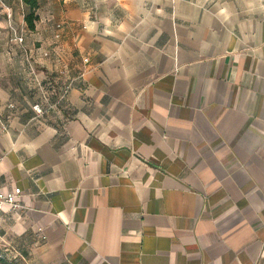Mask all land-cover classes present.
I'll use <instances>...</instances> for the list:
<instances>
[{
	"label": "crops",
	"instance_id": "0c3cea01",
	"mask_svg": "<svg viewBox=\"0 0 264 264\" xmlns=\"http://www.w3.org/2000/svg\"><path fill=\"white\" fill-rule=\"evenodd\" d=\"M58 1L25 52L0 41V182L25 207L0 239L28 264H264V0Z\"/></svg>",
	"mask_w": 264,
	"mask_h": 264
},
{
	"label": "rangeland",
	"instance_id": "374dc122",
	"mask_svg": "<svg viewBox=\"0 0 264 264\" xmlns=\"http://www.w3.org/2000/svg\"><path fill=\"white\" fill-rule=\"evenodd\" d=\"M51 1L48 2L47 0H40V8H39L38 13H37L39 16V20H40L42 8L46 7L47 5H50ZM59 3H61V5H64V0H61L60 2L58 1V4ZM18 5L19 6L21 5L20 0H0V41H2L4 38L11 39V37H12V39H13V38L18 37V39H21V42L19 41L20 49L23 52H25L27 50V48L25 47L26 39L30 42V41H34V39L35 38L37 39L38 37H37L36 32L30 31L28 29L26 23H25V26L24 25L18 26V25H16L17 20H15V18L12 17L13 21L11 22V18L8 17V15L4 12L5 8L16 7ZM23 10H24V21H25V16H26L28 10L25 6H24ZM37 24H38V22L36 23V25ZM48 36H50V35H48ZM39 37H40V35H39ZM33 44L36 45V47H39L41 45V42L35 41ZM15 50L17 51L16 48H15ZM25 63L29 67V73L31 75V79H32L33 83H35V84L46 83V84H49V85H47L49 88H51V86H53V84H51L52 83L51 79L47 80L48 78H46L45 80H39L36 78L38 65H37V63H35V61L33 59H28V60H26ZM15 78H16V81H18V83H19L20 75H18ZM60 94L61 93H59V95H58L59 97H60ZM7 105L8 104H6V102H0V121H1L0 125L1 126L3 125L2 117L3 116L5 117L6 110L8 109V108H6ZM18 112H20V108H18ZM9 244L10 243L5 242L3 239H0V264H28L30 259L27 257L25 252L21 251L19 249V247L15 248V247H12L11 245L9 246Z\"/></svg>",
	"mask_w": 264,
	"mask_h": 264
},
{
	"label": "built area",
	"instance_id": "2783aa9c",
	"mask_svg": "<svg viewBox=\"0 0 264 264\" xmlns=\"http://www.w3.org/2000/svg\"><path fill=\"white\" fill-rule=\"evenodd\" d=\"M51 92H55L54 88H51ZM69 92V88L66 87L63 92H61L58 104L64 102L66 96ZM50 94L46 91H42L41 93V103L35 104L32 109L36 113L37 116H43L51 110L55 109V105L50 101ZM57 94V90H56ZM23 192L20 188H16L13 190H6L5 186L2 182H0V212H19L23 210L24 204L22 202Z\"/></svg>",
	"mask_w": 264,
	"mask_h": 264
},
{
	"label": "trees",
	"instance_id": "16d2710c",
	"mask_svg": "<svg viewBox=\"0 0 264 264\" xmlns=\"http://www.w3.org/2000/svg\"><path fill=\"white\" fill-rule=\"evenodd\" d=\"M28 12L25 16V23L30 31H35L36 23L39 21L38 10L40 8V0H22Z\"/></svg>",
	"mask_w": 264,
	"mask_h": 264
}]
</instances>
